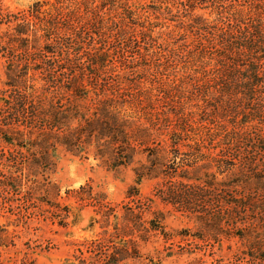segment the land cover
<instances>
[{"label": "trees", "instance_id": "obj_1", "mask_svg": "<svg viewBox=\"0 0 264 264\" xmlns=\"http://www.w3.org/2000/svg\"><path fill=\"white\" fill-rule=\"evenodd\" d=\"M109 1L113 8V0ZM109 1L92 0L87 21L78 12L79 0H54L46 9L42 6L48 0H34L25 13L14 16L8 34L11 42H0V51L11 55L9 62L14 53L15 57L41 54L47 64L33 67L40 80L30 81L26 72L9 63L6 95L0 97L1 112L7 118L0 126V138L12 147L3 159L10 169L3 184L24 187L21 193L26 201L47 204L50 217L60 218L57 222L65 225L69 208L43 199L47 173L55 166L59 147L84 157L92 152L109 168L132 166L134 173V184L126 191L133 204L126 206L121 217L98 195L92 196L95 205L108 209L100 212L103 227L109 225L110 215L115 218L113 231L101 233V240L115 243L100 264L136 258L139 242L159 233L166 235L159 223L162 212L153 211L154 219L142 220L153 199L142 200L138 185L144 179L158 178L165 181L161 185L169 183L164 199L194 216L201 231L197 236L237 237L241 251L254 264H261L264 0H251L230 11L220 0H179L187 13L175 25L183 40L173 47L163 43L168 61H184L183 74L173 79L171 87L154 89L156 93L128 80L103 82L111 69L104 50L111 38L122 41L116 52L137 45L135 64L141 65L147 44L160 37L143 22L135 23L129 17L135 11L132 5L121 0H114L120 25L112 28L109 14L101 11ZM206 2L214 14L210 20L194 13ZM107 28L109 35L103 32ZM124 68L120 77L132 66ZM162 100L168 106L157 110L156 103ZM184 105H191L193 111L185 112ZM85 189L91 186H80L77 192ZM158 192L164 190L158 187Z\"/></svg>", "mask_w": 264, "mask_h": 264}, {"label": "rangeland", "instance_id": "obj_2", "mask_svg": "<svg viewBox=\"0 0 264 264\" xmlns=\"http://www.w3.org/2000/svg\"><path fill=\"white\" fill-rule=\"evenodd\" d=\"M48 1V4L42 6L43 9L49 8L54 0ZM66 1L70 3L73 0ZM91 1L79 0L77 5L78 12L84 21L91 16L89 9L95 3ZM121 1L132 5L135 11L129 17L137 20L135 23L143 22L153 35L160 37L157 41L147 44L148 50L144 52L141 65L135 64L137 45L123 52L119 50L116 52L114 48L121 40L111 38L105 43L104 48L108 57L106 64L111 69H108L103 82L113 81V84L119 82L122 84L124 80H128L138 84L135 86L151 89L152 93L157 92H154L156 88L163 90L171 87L173 79L183 74L184 61L182 59L168 61L166 44L163 42H168L170 47L182 42V37L177 36L178 27L175 25L181 22L183 15L187 14L183 4L179 0ZM220 1V4L230 11L251 0H235L232 2L233 6H228L230 0ZM33 2L34 0H0V42L2 44L11 42L8 34L15 23L14 16L25 13ZM210 2L197 7L194 13L201 14L209 20L214 18V14L209 13L211 11ZM101 11L104 15L109 14L108 17L112 21L111 27L118 28L120 24L116 20L119 14L116 13L114 0L113 8L109 1V4ZM131 24L133 23H128L130 27ZM103 32L109 35L110 29L107 28ZM192 39V36L188 37L189 41ZM15 55L16 53H14L12 62L20 69V72L23 74L26 72L30 81L40 80L39 71L32 68L45 66L47 57H42L41 54L33 56L18 54L17 57ZM8 56L11 55L8 54ZM8 56L6 57L0 51V97L6 95L4 82L7 80L6 72L9 63L12 65ZM186 60L188 59H185L187 64ZM126 65L132 68L125 77H120ZM1 103L0 101V105ZM165 106L168 105L163 100L156 103L157 110H165ZM190 108L191 105L183 107L185 112L193 111V108ZM6 120V113L1 112L0 108V126ZM8 149L12 147L7 146L0 138V158H2L0 160V264L102 263L105 252H110L115 242L101 240V233L104 229L113 231L115 218L110 215L109 225L103 227L105 221L100 212L101 209L107 211L108 209L105 207L100 209L95 205L92 196L98 195L99 201L109 207H114L115 214L121 217L126 206L133 204L130 198L126 197L128 187L134 184L132 166L111 169L103 159L95 157L92 152L84 157L65 152L59 147L56 151L55 166L47 173L48 182L44 186L46 192L43 191L42 195L44 200L55 202L61 208H69V216L64 220L66 224L60 225L57 222L60 218L50 217L47 204L26 201L21 193L24 187L16 189L3 184L2 180L10 170L3 161ZM12 166L14 167V164ZM164 182L160 178L144 179L138 187L142 200L147 197L153 199L150 209L142 214V220L154 219L153 211L162 212L163 218L159 223L163 225L162 231L166 235L159 233L147 242H139L138 257L126 258L118 264H254L245 251H241L242 243L237 237L222 234L218 240H214L197 236L196 234L201 231L194 216L177 210L176 205L164 199L166 188L169 185L168 182L166 185L159 184ZM80 186H91V190L85 189L77 192ZM158 187H161L164 192H158ZM159 194L162 197H159ZM262 240L264 242L263 237ZM126 250L128 252L130 246L126 247Z\"/></svg>", "mask_w": 264, "mask_h": 264}]
</instances>
